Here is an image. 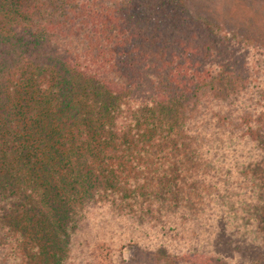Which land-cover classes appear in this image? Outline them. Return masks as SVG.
Wrapping results in <instances>:
<instances>
[{
    "label": "trees",
    "instance_id": "16d2710c",
    "mask_svg": "<svg viewBox=\"0 0 264 264\" xmlns=\"http://www.w3.org/2000/svg\"><path fill=\"white\" fill-rule=\"evenodd\" d=\"M197 22L185 0H0V220L10 222L0 223L4 257L20 264H117L116 241L110 243L117 236L97 230L85 243L73 239L79 216L112 207L111 199L151 218L150 226H137L140 233L157 232L163 219L168 225L175 220L177 229L183 222L201 236L205 225H214L213 215L237 201L224 204L216 197L226 187L220 177L250 178L255 201L264 205V124L250 131L248 122L258 95L253 85L260 80L251 74L253 61L245 62L242 74H220L226 61L219 53L235 32L220 31L222 36ZM223 77L239 86V109L215 106L219 94L213 95L208 111L222 119L210 144L214 130L204 133L198 126L185 142L180 115L167 133L168 147L147 146L166 135L161 121L150 117L155 108L182 107ZM243 132L250 160L242 151L237 166L229 159L218 166L222 150L211 145L225 149L226 136L235 141ZM201 144L207 145L202 153ZM150 150L164 158L157 170L145 162ZM125 193L132 195L123 200ZM259 221L249 226L258 234L251 251L264 264ZM223 238L211 235L208 250L187 244L194 261L185 256L183 264H206L208 258L239 264L238 251L225 247ZM73 250L79 255H69Z\"/></svg>",
    "mask_w": 264,
    "mask_h": 264
},
{
    "label": "rangeland",
    "instance_id": "374dc122",
    "mask_svg": "<svg viewBox=\"0 0 264 264\" xmlns=\"http://www.w3.org/2000/svg\"><path fill=\"white\" fill-rule=\"evenodd\" d=\"M185 5L190 17L198 21L197 23H204L206 26H203L204 28L219 29V33L222 34V36H226V34L220 31L235 32L236 37L235 40L233 39V43L226 42V50L219 53L221 61L222 59L226 61L220 74H242L241 69L245 62L253 61L251 74H257L253 77H255V81H260L253 85L258 95L253 98L254 103L248 110V122L251 127L250 131H256V127L264 124V0H185ZM194 28L197 27H195V25L190 27V29ZM188 34H190V32ZM246 39H249V41ZM224 78L225 77L219 79L213 84L209 81L208 85L205 84L206 86L203 88L202 92H200V97L195 96L192 99L188 98L184 104L182 103V107L178 104L170 106L161 105L159 108H155L150 117L161 121V123H158L160 125L159 129L162 130L163 133H166V135L160 137V143H148L147 146L151 147V145H156L157 150H159L161 148L160 144L162 143L161 145L168 147L171 141L167 133H171V126L178 121L180 115L184 116L182 119L186 127L183 131V140L185 142H188V136L190 132H192L191 130L198 126L197 128H200L204 133L214 130L208 135V140L205 135H203V138L201 137L210 144L212 134L216 131L215 128L219 126L217 122H220L222 119L220 116H217V114L208 111L207 104H210L209 102L212 101L211 98L215 97L213 95L219 94L218 98L215 97L213 99L215 106L217 103L219 106V102H221L223 106L232 107L229 109L230 111L239 109V105L236 106V96H238L239 93L236 92V95H234V91L236 89L239 90V86L234 80H226L225 83L223 81ZM238 80L241 84L242 79L238 78ZM260 83H263V85H260ZM241 85L246 87L247 84L242 83ZM220 90L221 93H219ZM234 105L236 106L235 108ZM224 112L226 113L227 111ZM184 113H186V117ZM228 134H233V130L230 129ZM238 136L235 137V141H233V139H228L226 136V140L223 139L224 142L222 144L225 146L228 142L229 144L225 149L218 148L219 143L211 145L212 147L217 146V150H222L219 153L218 159H216L218 166L227 163L228 159L231 163L235 160L236 163L232 164L233 166H237L239 162L237 158L240 157L242 151L246 154L245 160H250L252 157L251 155H253L252 151L248 148L244 149L249 145V136L246 132H243L242 136ZM167 137L168 140L166 139ZM239 138H241V148L238 147ZM186 145L188 146V144ZM205 146L207 145H199L197 151L202 153L203 147ZM212 147L210 148L213 149ZM150 152V156L148 155L147 158L144 157L145 162L147 167L151 168V165H154L155 168L152 169L157 170L160 168L157 164L162 163L164 158L158 156L157 151L150 150ZM191 163L192 165H196V163ZM217 171L221 174L219 170ZM141 172L146 171L143 169ZM220 178L223 181V185L226 187L221 191L224 195L216 192V197L222 200L224 204L235 198L237 201L233 204H227L226 207H229V210H223L224 212H222L221 215H211V220L214 225H211V227L205 225L201 236L194 235L188 228V225H184L183 222H180V226L182 227L177 229L175 220L172 222V225H168L163 219L159 221L162 228L157 232L143 228L144 233H140L137 226L144 223L150 226L149 221L151 218L148 217V215H143L141 217L140 214L143 209L141 210L135 205L126 203L124 206H117L116 201L111 199L110 202L112 207L108 208L107 205L105 206L106 208L102 210L101 207L90 208L89 211L79 216L73 239L77 243H85L87 239L94 237L97 230H99L101 234L103 232V234L109 235L110 238H112V235L117 236L118 239H110L111 244L116 241L115 246L117 250L114 259L117 264H183V262L187 260L185 256H188L190 262L194 261L190 258V254L187 253L188 251L185 249L187 244L190 243V248L193 249L199 243V245H203V247L208 250L211 244L209 238L211 235L218 234L219 237L224 236L223 240L225 247L236 248L239 256L237 258L239 264H257V258L254 259L251 247L253 243L257 242L258 234L256 230L249 228V226L251 225L252 219H259V222H264V205L257 203L254 199L253 194L255 191L253 189L255 184L250 183V178L247 180L241 177L238 179ZM241 187H245L246 189L241 190ZM142 188L145 189V187ZM139 192L141 193V191ZM125 195L127 196H123V200H127L128 196L132 194L125 193ZM142 196L143 198L146 197L145 195ZM108 202L109 200L105 203ZM212 202L215 203L216 199L212 200ZM219 203L220 202H218V204ZM204 205L207 207L209 203L206 202ZM212 205L213 204L210 206L211 209L215 210L216 204L215 207ZM133 215L138 219L135 218L132 222L128 217ZM0 223L6 225L10 224V222H6L5 220H0ZM120 235L123 236L120 237ZM193 241L196 242L194 243L195 245L191 243ZM80 251L73 250L69 255L78 256ZM196 253L203 255V253L198 250H196ZM4 256H7V252L0 250V264H20L19 261L12 263L10 258ZM76 261L77 260L73 261V264H77ZM207 263L227 264L225 261L221 262L216 258L211 260L208 258V260H206V264ZM67 264H69V262Z\"/></svg>",
    "mask_w": 264,
    "mask_h": 264
}]
</instances>
